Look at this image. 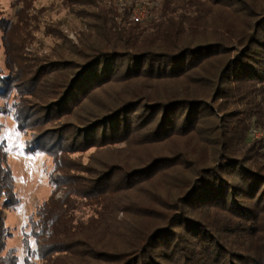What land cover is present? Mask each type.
Returning a JSON list of instances; mask_svg holds the SVG:
<instances>
[{
	"label": "trees",
	"instance_id": "obj_1",
	"mask_svg": "<svg viewBox=\"0 0 264 264\" xmlns=\"http://www.w3.org/2000/svg\"><path fill=\"white\" fill-rule=\"evenodd\" d=\"M124 1L63 0L86 23L78 42L65 40L37 58L42 69L30 77L0 68V100L23 85L42 114L31 121L25 108L13 107L19 130L44 128L26 151L44 150L54 165L51 196L29 222L28 238L41 240L46 261L55 254L82 264H264V139L248 141L250 127L264 129V0H161L156 18L144 23L132 21V1ZM27 5L14 3L21 29ZM116 83L121 89L108 102L80 106ZM134 135L144 146L173 137L189 143L138 156L136 166L71 156ZM166 170L161 201L135 206L143 224L107 218L134 212L132 192ZM14 179L3 142L0 264L18 263L5 223L6 209L19 205ZM80 198L99 205L94 216L78 215ZM109 234L122 244L104 239Z\"/></svg>",
	"mask_w": 264,
	"mask_h": 264
},
{
	"label": "rangeland",
	"instance_id": "obj_2",
	"mask_svg": "<svg viewBox=\"0 0 264 264\" xmlns=\"http://www.w3.org/2000/svg\"><path fill=\"white\" fill-rule=\"evenodd\" d=\"M124 2L127 3L129 1L126 0ZM134 2H143L145 6L149 4L152 15L156 18L154 13L160 6L161 0H134ZM14 3L15 0H0V41L2 42V45H0V68L6 75L11 74L14 78L20 75L30 77L31 73L42 69L38 60L45 56H50L56 45L65 43V40L77 43L79 35L82 32H86V23H84V19H81L79 9L77 7H66L63 4V0H27V7L21 10L20 13L23 18L27 19V23L21 29L14 25L18 22L15 17L17 6H14ZM92 10V8L87 9V11ZM82 14L86 15L88 13ZM2 20L7 27L6 31L4 27H1L3 25ZM4 39L5 41H2ZM5 49H7L8 57ZM37 58L39 59L36 60ZM56 72H59V70L54 71L53 74ZM17 82L19 83L20 81ZM179 82H168L167 85H179ZM185 84L187 83L183 82L184 86ZM106 88V90L99 92L94 101L91 103L82 101L80 106L86 103V106H93L92 109H95L103 105L112 99L111 96L121 89V85L116 83L112 85L111 90L109 86ZM27 94L28 92L23 89V85H18L14 88L12 87L6 95L5 101L0 100V104L4 107L0 112V144L3 142L7 144L8 166L14 174L15 190L19 198V205L14 210L6 209L5 212L6 227L11 233L7 241V248L15 251L18 260L17 264H82L84 262L81 259L78 258V260L70 262L69 258L64 255L57 256L54 254L48 256L47 261L42 259L38 255L37 250L41 240L37 241L31 236L30 238L27 236L31 232L29 222L37 220L36 212L51 196L50 175L53 173L54 168L52 157L44 150L35 151L32 154L26 151V145L31 140L38 139L37 135L44 128L30 127L25 131H21L17 127L18 125L13 115V107L15 106H17L18 110L25 108L31 113V121L42 115L38 111L39 109H34L33 107L35 99ZM99 100L101 101L99 102ZM138 138L137 135H134L133 140L122 141L121 139L104 146L75 152L71 156L81 160L84 164L92 159L94 162H99L100 160L109 162L127 161L131 166H136L138 164L141 165L137 163L138 156L144 160L158 150H164L172 146L184 147L189 143L187 138L173 137L165 145L144 146L137 143ZM263 139L264 129L254 126L250 127L248 141L254 142L255 140ZM261 151L264 152V147ZM170 171L178 173L180 169H172ZM169 172L166 170L153 178L144 179L139 184V187L131 194V199L135 202L134 212L130 214L119 213L116 214L117 217L113 215L110 217L111 214H109L107 218L116 219L117 221L123 219L124 223L138 222L140 220V223L143 224L146 219L143 216L140 218V213L135 209V206L137 204L154 206L159 203L161 198L156 194H161L160 192L167 190L166 181L170 177ZM63 196L64 190L59 189L56 193V198L62 199ZM84 199L80 198V201L85 205V210L81 209L82 211L78 215L82 217L87 214L86 219H88L94 216L95 209L93 206L99 208V205L95 202L83 201ZM89 199L90 197H87L85 200ZM3 201L4 197H2L0 205ZM92 225L90 224L86 228H92ZM121 227H123V224H121ZM79 228H77V231ZM55 235L59 237L61 232ZM105 238L112 240L115 245L122 244V240L117 239L113 234H109ZM90 239L95 243L100 241L99 237L95 235L91 236Z\"/></svg>",
	"mask_w": 264,
	"mask_h": 264
},
{
	"label": "built area",
	"instance_id": "obj_3",
	"mask_svg": "<svg viewBox=\"0 0 264 264\" xmlns=\"http://www.w3.org/2000/svg\"><path fill=\"white\" fill-rule=\"evenodd\" d=\"M131 3V19L135 23H144L148 20H150L152 14H151V9L149 8V4H146L147 6L143 5V2L141 3H135L134 0ZM123 5H126L124 3ZM148 7V8H147Z\"/></svg>",
	"mask_w": 264,
	"mask_h": 264
}]
</instances>
